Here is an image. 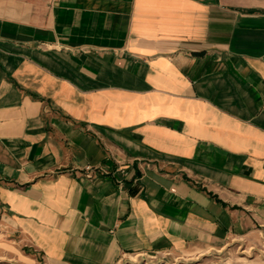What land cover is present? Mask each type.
Returning a JSON list of instances; mask_svg holds the SVG:
<instances>
[{
    "label": "crops",
    "instance_id": "obj_1",
    "mask_svg": "<svg viewBox=\"0 0 264 264\" xmlns=\"http://www.w3.org/2000/svg\"><path fill=\"white\" fill-rule=\"evenodd\" d=\"M243 238L264 242V0H0V264Z\"/></svg>",
    "mask_w": 264,
    "mask_h": 264
},
{
    "label": "rangeland",
    "instance_id": "obj_2",
    "mask_svg": "<svg viewBox=\"0 0 264 264\" xmlns=\"http://www.w3.org/2000/svg\"><path fill=\"white\" fill-rule=\"evenodd\" d=\"M133 259V264H264V242L254 238L229 239L221 248L153 252ZM37 264L48 263L41 258Z\"/></svg>",
    "mask_w": 264,
    "mask_h": 264
},
{
    "label": "built area",
    "instance_id": "obj_3",
    "mask_svg": "<svg viewBox=\"0 0 264 264\" xmlns=\"http://www.w3.org/2000/svg\"><path fill=\"white\" fill-rule=\"evenodd\" d=\"M87 169H89V170H90V169H91V166H87Z\"/></svg>",
    "mask_w": 264,
    "mask_h": 264
}]
</instances>
